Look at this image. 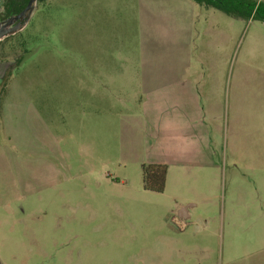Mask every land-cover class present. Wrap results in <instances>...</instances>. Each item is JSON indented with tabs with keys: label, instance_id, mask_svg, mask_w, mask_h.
Here are the masks:
<instances>
[{
	"label": "rangeland",
	"instance_id": "1",
	"mask_svg": "<svg viewBox=\"0 0 264 264\" xmlns=\"http://www.w3.org/2000/svg\"><path fill=\"white\" fill-rule=\"evenodd\" d=\"M186 2L224 20L223 49L211 48L212 34L199 46L256 85L246 105L250 113L256 101L261 152L250 148L247 115L238 156L169 180L165 193L145 191L121 153L122 100L138 89L125 80L139 75L121 66L148 47L144 6L39 2L25 29L0 42V264H264V24ZM174 197L195 205L191 219L176 220Z\"/></svg>",
	"mask_w": 264,
	"mask_h": 264
},
{
	"label": "crops",
	"instance_id": "2",
	"mask_svg": "<svg viewBox=\"0 0 264 264\" xmlns=\"http://www.w3.org/2000/svg\"><path fill=\"white\" fill-rule=\"evenodd\" d=\"M140 3L144 26L150 29L144 31L149 44L137 64L128 59L121 66L128 73L133 66L139 70L138 76L130 74L125 80L131 84L137 78L138 89L135 93L130 85V97L122 100L130 111L122 117V164L141 174L144 165H164L166 183L184 175L212 172L221 168L229 154L238 156L246 145L247 115L251 116L250 148L261 152L253 107L256 101L252 100L250 113L246 105L247 92H255L256 85L249 77L226 73L225 54L211 59L199 46L212 34L219 38L211 48L223 49L224 20L210 21V15L215 18L213 12H201L186 0ZM79 105L85 112L86 104ZM53 119L51 115L49 121L53 123ZM47 130L55 138L53 129ZM174 201L176 220L191 219L195 205L175 197Z\"/></svg>",
	"mask_w": 264,
	"mask_h": 264
},
{
	"label": "trees",
	"instance_id": "3",
	"mask_svg": "<svg viewBox=\"0 0 264 264\" xmlns=\"http://www.w3.org/2000/svg\"><path fill=\"white\" fill-rule=\"evenodd\" d=\"M45 0H39L43 2ZM205 9H214L244 20H257L264 24L263 0H190ZM29 0H7L4 5L5 18L19 14ZM167 167L144 165L142 167L143 188L147 192L162 194L166 187Z\"/></svg>",
	"mask_w": 264,
	"mask_h": 264
},
{
	"label": "water",
	"instance_id": "4",
	"mask_svg": "<svg viewBox=\"0 0 264 264\" xmlns=\"http://www.w3.org/2000/svg\"><path fill=\"white\" fill-rule=\"evenodd\" d=\"M38 1L39 0H29L27 6L19 14L10 16L0 22V42L10 36H14L22 32L25 29L35 12ZM5 2L6 0H0V6L4 5ZM5 81L6 79L4 82Z\"/></svg>",
	"mask_w": 264,
	"mask_h": 264
}]
</instances>
